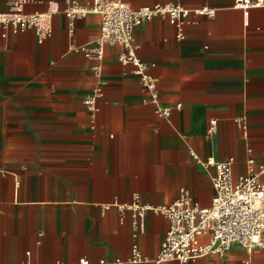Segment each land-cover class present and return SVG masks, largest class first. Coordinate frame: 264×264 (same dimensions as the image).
Returning <instances> with one entry per match:
<instances>
[{"label": "crops", "instance_id": "obj_1", "mask_svg": "<svg viewBox=\"0 0 264 264\" xmlns=\"http://www.w3.org/2000/svg\"><path fill=\"white\" fill-rule=\"evenodd\" d=\"M180 1L216 14L186 23L182 38L163 16L135 29L138 54L156 63L159 103L173 106L169 116L156 112L118 48H107L100 76L75 50L100 34L99 14L75 18L72 31L66 0H30L25 12L52 13L51 36L40 42L34 28L4 36L0 27V264H264L263 247L238 243L223 256L131 260L134 244L157 255L169 220L147 210L140 229L118 204L136 194L144 205L170 204L183 187L212 204L216 167L190 148L203 159L234 156L235 178L250 157L264 161V5L246 12L235 0ZM9 9L0 0V12ZM98 86L92 118L83 99ZM211 119L218 129L209 139Z\"/></svg>", "mask_w": 264, "mask_h": 264}, {"label": "built area", "instance_id": "obj_2", "mask_svg": "<svg viewBox=\"0 0 264 264\" xmlns=\"http://www.w3.org/2000/svg\"><path fill=\"white\" fill-rule=\"evenodd\" d=\"M8 1L10 9L0 12V27L5 29L4 36L7 35V30L17 33L28 28L37 31L40 42L51 36V12L27 13L24 8L30 0ZM66 1L68 5L65 13L71 19L72 31L75 18L91 13L101 16L100 34L91 42L75 46V50L94 60V73L97 76L102 74L107 48H118V60L134 66L143 87L150 92L148 99L155 104L156 112L169 116L173 106L159 103V78L152 73L156 63L143 59L137 52L140 44L136 40V26L155 16H163L177 27V35L182 38L186 23H197L198 16L202 14L214 16L216 8L208 5L192 8L180 0L158 1L139 7H132L125 0H91L88 4H81L77 0ZM234 5L247 12L251 7L263 6L264 0H235ZM102 94V87L98 86L83 99L92 118L100 108L99 99ZM177 106L181 104L178 103ZM241 124L243 125V120ZM217 129V120L211 119L207 137L214 138ZM190 152L196 160L216 167L212 204L202 206L186 187L181 189L180 196L170 204L144 205L137 194L133 203L118 204L122 211L126 208L133 210L134 223L140 229L144 227L142 218L147 210L163 213L169 220L157 255L150 258L134 244L132 261L159 263L176 259L185 262L196 257L223 256L235 243L245 246L249 251L257 246L264 248V180L261 178L264 173V161L256 165L255 158L250 157L248 172L235 178L234 156L216 159L211 155L203 159L193 148H190ZM121 219L123 220V217ZM117 262L123 263L121 259ZM79 264L90 262L82 258Z\"/></svg>", "mask_w": 264, "mask_h": 264}]
</instances>
